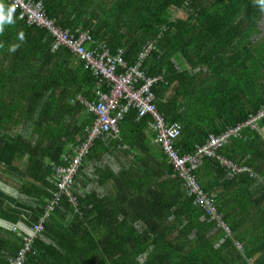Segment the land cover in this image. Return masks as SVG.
<instances>
[{
    "label": "trees",
    "instance_id": "16d2710c",
    "mask_svg": "<svg viewBox=\"0 0 264 264\" xmlns=\"http://www.w3.org/2000/svg\"><path fill=\"white\" fill-rule=\"evenodd\" d=\"M39 1L64 29L89 31L111 53L123 50L128 65L140 62L147 76L158 78L156 104L168 123L182 126L175 143L181 154L264 108V9L258 0ZM0 3L7 13L8 1ZM2 29L0 264H8L22 245L12 229L25 233L43 218L58 189L56 165L67 164L94 122L76 98L95 101L106 82L67 47L54 50L49 31L18 13ZM149 121L132 108L119 137L106 133L95 140L76 175L78 205L63 199L24 264H264V120L217 149L252 166L255 176L230 178L217 160L203 158L225 188H240L226 199L213 196L232 230L228 238L187 194ZM197 177L211 193V182ZM251 206L256 214L242 218Z\"/></svg>",
    "mask_w": 264,
    "mask_h": 264
},
{
    "label": "built area",
    "instance_id": "2783aa9c",
    "mask_svg": "<svg viewBox=\"0 0 264 264\" xmlns=\"http://www.w3.org/2000/svg\"><path fill=\"white\" fill-rule=\"evenodd\" d=\"M7 1L9 8H14L12 18L18 13V18L25 20L29 25L48 30L55 40L54 50L63 46L67 47L108 85V89L97 88L95 101L89 102L81 99L88 111L95 117L92 126L87 129V139L76 146L72 156L65 157L67 164L56 165L58 190L49 198L43 218L32 224L25 233L24 231L20 232L21 230L17 227L12 229L14 233L20 234L22 245L15 257L8 258V264L25 263L35 238L46 230L50 215L64 198H67L73 205H78L76 189L80 183L77 181L76 175L84 157L95 140L103 134L110 133L114 137L120 136L121 121L132 108L138 109L140 118L148 117L150 119L149 129L154 133L155 142L161 145L168 161L182 179V185L187 194L194 197V202L204 209L211 221L217 222L224 231V237H230L232 235L230 225L224 220V215L214 202L212 194L205 190L200 183L194 168L204 157H211L224 167L230 178L244 172L255 176L252 167L228 159L217 153V149L225 144L231 136L242 135V131L247 126L257 128L260 121L264 120V108L248 123L225 129L219 134H210L205 143L196 146L195 151L181 154L175 143L181 134L182 126L177 123H168L159 111L156 95L152 89L158 78L147 76V73L142 70V63L128 65L123 57V50H119L115 54L111 53L103 42L94 41L89 31L64 29L58 25L55 19L49 17L43 1ZM148 51L149 48H146L143 56H146Z\"/></svg>",
    "mask_w": 264,
    "mask_h": 264
},
{
    "label": "crops",
    "instance_id": "0c3cea01",
    "mask_svg": "<svg viewBox=\"0 0 264 264\" xmlns=\"http://www.w3.org/2000/svg\"><path fill=\"white\" fill-rule=\"evenodd\" d=\"M75 55V54H74ZM76 56V55H75ZM78 60H80L78 57H76ZM81 61V60H80ZM7 65V64H6ZM185 65V67H187V65H186V63L184 64ZM98 78H100L101 79V77H98ZM101 81H104V82H106L105 80H102L101 79ZM102 89V88H101ZM105 89H108V85H107V83H106V88ZM96 92V91H95ZM81 100L82 99V97L81 96H78V98H76V100ZM85 100V99H84ZM87 101V100H86ZM254 105V103L251 105V108H252V106ZM85 106V105H84ZM86 107V106H85ZM87 108V107H86ZM256 129H258V127L256 128ZM259 130L262 132V134L264 135V125H263V127L262 128H259ZM153 140H154V142H155V139H154V137H153ZM156 143V142H155ZM126 147H129V146H126ZM131 153H132V155H135L136 156V153L135 152H133V151H130ZM246 165H248V164H246ZM250 166V165H249ZM250 167H252V166H250ZM224 168V167H223ZM252 169L254 170V171H256L253 167H252ZM196 174L199 176V178H200V180H203L204 182L206 181V182H211V185H212V187H213V190H212V192H211V194L214 196V195H219L220 194V196L222 197V198H224V199H226V198H228V197H230V196H232V195H237V193H238V190H240V188H237V189H234V190H231V189H229L228 187L227 188H225V186L222 184V180H221V178L222 177H218L217 175H214V173L212 172V169H210V168H207L206 166H204V164H203V160H201L199 163H198V165H196ZM58 190V189H57ZM106 192H108V194H111V198H114L115 197V190H114V188L111 186V185H106ZM238 209H240L239 208V206L237 207ZM256 212H257V210H256V207L255 206H251L249 209H248V211L246 212V213H242L241 212V216H242V218H248V216H254L255 214H256ZM5 225V223H2L1 224V226H4ZM24 227H21V229H23ZM20 232H22V231H20ZM13 233V232H12ZM20 235V234H19ZM15 237H17V236H15Z\"/></svg>",
    "mask_w": 264,
    "mask_h": 264
},
{
    "label": "clouds",
    "instance_id": "9594fccd",
    "mask_svg": "<svg viewBox=\"0 0 264 264\" xmlns=\"http://www.w3.org/2000/svg\"><path fill=\"white\" fill-rule=\"evenodd\" d=\"M258 3L261 5L262 9H264V0H258ZM14 8H9L7 13H5L4 5L0 3V31H2V25L5 21L12 22V14ZM20 38L23 39V33L20 34ZM17 46H13L11 51H15ZM203 160V159H201ZM213 196V195H212Z\"/></svg>",
    "mask_w": 264,
    "mask_h": 264
},
{
    "label": "rangeland",
    "instance_id": "374dc122",
    "mask_svg": "<svg viewBox=\"0 0 264 264\" xmlns=\"http://www.w3.org/2000/svg\"><path fill=\"white\" fill-rule=\"evenodd\" d=\"M177 14H179V13H177ZM13 232V231H12ZM14 233V232H13Z\"/></svg>",
    "mask_w": 264,
    "mask_h": 264
}]
</instances>
